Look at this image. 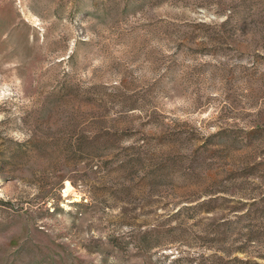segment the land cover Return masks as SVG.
Segmentation results:
<instances>
[{
	"label": "rangeland",
	"instance_id": "rangeland-1",
	"mask_svg": "<svg viewBox=\"0 0 264 264\" xmlns=\"http://www.w3.org/2000/svg\"><path fill=\"white\" fill-rule=\"evenodd\" d=\"M0 264H264V0H0Z\"/></svg>",
	"mask_w": 264,
	"mask_h": 264
}]
</instances>
